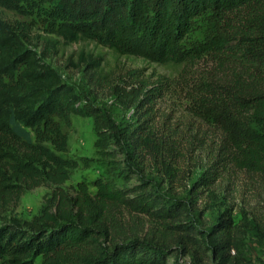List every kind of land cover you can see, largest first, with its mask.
<instances>
[{
	"label": "trees",
	"instance_id": "1",
	"mask_svg": "<svg viewBox=\"0 0 264 264\" xmlns=\"http://www.w3.org/2000/svg\"><path fill=\"white\" fill-rule=\"evenodd\" d=\"M32 1L0 0V8L23 13V3ZM35 1L65 45L84 40L160 66L212 58L216 70L186 87L193 112L220 139L191 148L200 159L181 198L152 190L145 179L122 188L111 176L95 181L96 194L84 182L67 191L79 165L58 155L67 152L68 135L53 119L69 126L71 116L96 117L99 130L114 127L83 105L77 88L30 49L25 30L0 11V202L42 186L53 190L31 221H0V264H188L185 258L191 264H254L250 246L264 250V0ZM205 15L220 33L190 43L195 20ZM42 39L47 53L58 51V41ZM69 62L101 83L102 56L83 51ZM158 79L111 90L134 118L143 109L150 115L172 87ZM137 122L120 134L119 144L133 162L152 154L172 178L180 159L172 139L148 134L147 122ZM100 153L114 158L106 149ZM126 214L130 226L120 222Z\"/></svg>",
	"mask_w": 264,
	"mask_h": 264
},
{
	"label": "rangeland",
	"instance_id": "2",
	"mask_svg": "<svg viewBox=\"0 0 264 264\" xmlns=\"http://www.w3.org/2000/svg\"><path fill=\"white\" fill-rule=\"evenodd\" d=\"M32 2V5L38 3L35 0ZM23 5V13L0 8L3 19L25 30L28 47L56 69L66 82L77 88L84 99L83 105L100 111L99 114L104 116V120L100 119V121H106L114 127L110 130L102 126L103 128L99 130L96 117L71 116L69 126L62 119H53L63 133L68 135L67 152L58 155L79 165L71 171L70 181L64 188L73 193L79 183L84 182L89 186L91 193L96 194L95 181L111 176L118 178L119 186L122 188H134L145 179L152 190L156 189L164 196L183 197L184 188L191 185V178L197 171L196 162L198 158L200 159L199 151L192 153L191 148L201 142L206 145L213 141L219 143L220 139L219 132L210 122L199 119L193 112V105L188 101L189 89L186 87L204 73L216 70L217 65L213 59L205 58L185 67L160 66L140 58L118 56L107 48L84 40L65 45L63 40L52 32L48 19L40 16L32 5L27 3ZM219 33L220 28L215 19L205 15L195 20L189 42H204ZM42 38L58 41V51L47 53ZM83 51L104 58L103 68L99 71L101 83L89 81L87 76L70 65L69 59L71 57L77 59L78 54ZM160 76L171 83L172 87H169L164 96L156 101L150 115H147L143 109L140 117L134 118L135 111L120 106L117 96L111 90V86L116 85L120 88H128L129 91L132 87L137 88V84L143 80H148L152 85ZM138 119L140 122H147L145 124L148 134L159 136L160 139L171 138V142L178 149L177 156L180 159L176 160L177 163H173L172 178L164 172L160 163L155 162L152 154L147 152L145 156L142 155L133 162L129 159L127 147L123 142L119 144L122 132L127 126L132 124L136 126ZM103 149L112 153L114 158L102 156L100 152ZM171 159L174 161V158ZM126 177L129 178V182L125 180ZM52 192V188L42 186L24 193L19 199L14 196L7 202L5 200L0 202V221L13 218L22 222L31 221L45 208ZM126 216V219H123L119 215L120 222L130 226L132 218L128 214ZM237 218L239 219L240 216L237 215ZM142 222H145V219ZM203 222L205 226H209L212 221L210 217L205 216ZM147 225L149 227L150 223ZM250 251L254 264H264L263 249L252 245ZM183 261L191 264L189 258ZM169 264H173L172 260H169Z\"/></svg>",
	"mask_w": 264,
	"mask_h": 264
}]
</instances>
